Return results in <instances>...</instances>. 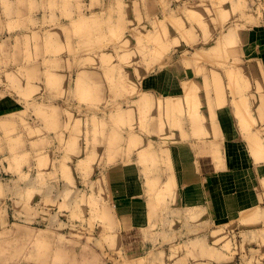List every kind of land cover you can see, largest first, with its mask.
I'll list each match as a JSON object with an SVG mask.
<instances>
[{"label": "crops", "instance_id": "crops-1", "mask_svg": "<svg viewBox=\"0 0 264 264\" xmlns=\"http://www.w3.org/2000/svg\"><path fill=\"white\" fill-rule=\"evenodd\" d=\"M77 3L0 0V33L9 31V24L74 19ZM241 32L244 64L239 71L253 89L237 95L227 89L220 103L210 89L213 83L206 82L208 94L205 77L197 76L195 68L158 64L143 74L139 89L168 99L167 111L185 112V122L169 127L165 144L153 148L145 161L140 145L129 146L140 139L136 130L120 143L100 145L94 155L98 161L87 166L101 165L102 178H38L45 169L39 156L52 157L60 146L49 129L61 122L23 112L22 101L31 94L27 83L19 86V98L8 91L9 84L0 87V264H141L145 257L142 264H264V236L253 239L256 229L264 231V149L257 157L248 138L264 130V22ZM186 82L198 87L192 102L196 120L187 116L192 103L183 98ZM242 95L244 123L235 110ZM166 180L170 187L161 192ZM81 185L89 193L92 189L98 207L88 198L81 202ZM242 219L245 225L238 229L236 221Z\"/></svg>", "mask_w": 264, "mask_h": 264}, {"label": "rangeland", "instance_id": "rangeland-1", "mask_svg": "<svg viewBox=\"0 0 264 264\" xmlns=\"http://www.w3.org/2000/svg\"><path fill=\"white\" fill-rule=\"evenodd\" d=\"M84 1L78 0L74 19L9 24V31L0 33V87L9 84L8 91L19 98V86L27 83L31 94L22 101L23 112L31 117H44L50 123L61 122L59 127L49 129L60 141L58 150L52 157L45 152L39 156L40 165L45 166L38 171L41 180L48 175H60L66 181L74 176L102 178L101 165L96 163L91 170L87 166L93 160L98 161L94 155L100 145L108 141L120 143L136 130L134 135L140 133V139L130 140L129 146L140 145V155L145 161L153 148L164 143V133L169 127H182L185 112L165 111L163 99H154L139 89L138 81L143 74L158 64L176 63L195 68L197 76L205 77L207 93L212 89L220 103L226 99L227 89H233V94L241 93L237 92L241 86H246L243 90L247 92L253 89L241 72L234 78L228 70L243 66L241 31L264 22V0H96L95 3L92 0L94 4L89 6L90 0ZM219 48L223 49L222 53ZM216 78L226 87L224 96L218 88L219 79L218 84L214 82ZM207 81L213 83L210 89ZM185 84L183 98L190 105L197 99L198 87L191 82ZM235 85L240 87L236 89ZM190 87L193 91L189 94ZM242 98L245 101V96ZM239 101L245 104L240 98ZM239 101L236 103L240 105ZM196 107L192 103L187 113L192 120L199 115L194 111ZM262 131V135L255 136L257 139L248 137L257 157L264 149ZM90 150L91 156H87ZM71 152L77 153V157H69ZM83 156H87L86 161L82 160ZM164 184L161 192L169 189L171 181ZM80 187L84 188L81 202H87L88 198L92 207H98L92 189L89 193L85 185ZM46 203L47 200L39 205ZM97 211L98 208L95 216ZM255 211L251 210L252 217L257 215ZM91 221L94 223V217ZM236 225L242 228L244 220L236 221ZM261 236L264 231L256 229L253 239L259 241ZM240 237L244 238L245 234L241 233ZM145 260L141 259V264Z\"/></svg>", "mask_w": 264, "mask_h": 264}, {"label": "bare ground", "instance_id": "bare-ground-1", "mask_svg": "<svg viewBox=\"0 0 264 264\" xmlns=\"http://www.w3.org/2000/svg\"><path fill=\"white\" fill-rule=\"evenodd\" d=\"M171 17H172V16H171ZM162 21H164V20H162ZM174 21H175V20H174ZM171 22H172V21H171ZM194 22H195V21H194ZM163 23H164V22H163ZM160 24H161V23H160ZM178 24H179V21H178ZM180 25H181V24H180ZM164 26H165V24H164ZM165 27H166V26H165ZM181 27H182V26H181ZM168 30H169V29H168ZM168 30H166V31H168ZM180 30H181V29H180ZM163 31H164V30H163ZM184 36H185V35H184ZM156 37H157V36H156ZM154 39H155V37H154ZM220 40H221V39H220ZM220 42H221V41H220ZM163 43H164V42H163ZM166 43H167V42H166ZM166 43H165V45H166ZM222 43H223V42H222ZM223 45H224V44H222V47H223ZM220 46H221V45H219V47H220ZM217 48H218V47H217ZM223 48H224V47H223ZM219 49H221V48H219ZM219 49H217V50L219 51ZM222 50H223V49L220 50L221 53H222ZM218 51H217V52H218ZM218 53H219V52H218ZM218 55H219V54H218ZM220 55H221V54H220ZM219 62H220V61H219ZM261 64H262V63H261ZM261 64H260V65H261ZM249 67H250V66H249ZM254 67H255V66H254ZM232 69H234V68L232 67V68H231V71H230V69H229V70L227 69L229 72H232V73H230L229 75H231V76L234 77V78L239 77V76H240V75H239L240 71H239L238 69H234V70L232 71ZM247 70H248V69H247ZM257 70H258V69H257ZM228 71H227V72H228ZM252 71H253V70H252ZM211 72H212V71H211ZM247 72H248V71H247ZM212 73H213V72H212ZM251 73H252V72H251ZM262 73H263V72H262ZM213 74L215 75V73H213ZM213 74H212V75H213ZM227 74H228V73H227ZM216 75H217V74H216ZM233 75H234V76H233ZM217 76H218V75H217ZM217 76H216V77H217ZM231 76H230V78L232 79ZM226 77H227V76H226ZM228 77H229V76H228ZM218 79H219V78H216V79L214 80V82H216ZM244 79H245V78H244ZM220 81H221V79H219V85H218V88H220V92H221V94H223V96H224V93H223V92L226 90V87L224 88V87H223V85H224V84H223V81H221V82H220ZM247 81H248V80H247ZM247 81H246V82H247ZM216 83L218 84V81H217ZM221 83H222L223 85H222ZM233 84H235V83H233ZM185 85H186V84H185ZM186 86H187V85H186ZM233 86H234V85H233ZM236 87L238 88V87H240V86H239V85H238V86L235 85L234 88H236ZM245 87H246V86H245ZM245 87H244V88H245ZM191 88H192V87L189 88L190 90L188 91V93L193 91ZM230 88H231V87H230ZM237 88H236V89H237ZM223 89H225V90L223 91ZM231 89H232V88H231ZM191 90H192V91H191ZM232 90H233V89H232ZM232 90H231V91H232ZM233 91H234V90H233ZM239 91H240V92H243L242 86H241L240 88H238L237 92H239ZM235 92H236V91H235ZM188 93H187L186 95H188ZM189 94H190V93H189ZM232 94H233V93H232ZM234 94H238V93H234ZM234 94H233V95H234ZM184 96H185V95H184ZM242 97H244V95H242V96L240 97V99H242V100L244 101V99H243ZM186 99H187V98H186ZM158 101H159V100H158ZM224 101H225V98H224ZM238 101H239V99H238ZM240 101H241V100H240ZM240 101H239V102H240ZM159 102H160V101H159ZM163 102H164V101H162V104H164V105L161 104V105L163 106L162 108H164L165 111H166V110H169V109L171 108V106H170V104H169L170 101L167 99L165 103H163ZM231 102H232V101H231ZM234 102H235V101H234ZM244 102H245V101H244ZM235 103H236V102H235ZM240 103H241L240 105H243V104H242L243 102H240ZM158 104H159V103H158ZM237 104H238V102L236 103L235 106H237ZM240 105L238 104V108L235 109V110H237V112H240V111H243V112H244V108H243V106H244L245 104H244L243 106H240ZM158 106H160V105H158ZM239 106L242 107L243 110H240ZM160 107H161V106H160ZM218 107H219V106H218ZM244 107H246V106H244ZM157 108H158V107H157ZM162 108H161V109H162ZM242 108H241V109H242ZM158 109H159V108H158ZM245 109H246V108H245ZM212 111H213V110H211V112H212ZM235 112H236V111H235ZM237 112H236V113H237ZM243 112H242V114H243ZM158 113H159V112H158ZM236 113H235V115H236ZM238 114H239V113H238ZM242 114H240V115L242 116ZM244 114H245V113H244ZM250 114H251V113H250ZM238 117H239V116H238ZM241 121H242V120H241ZM243 122H244V121H243ZM240 124H241V123H240ZM256 135H257V134H256ZM197 148H198V147H197ZM215 194H216V193H215ZM216 196H217V195H216Z\"/></svg>", "mask_w": 264, "mask_h": 264}]
</instances>
